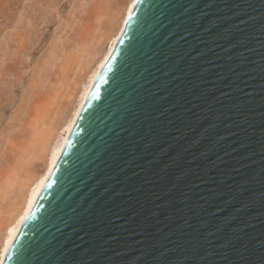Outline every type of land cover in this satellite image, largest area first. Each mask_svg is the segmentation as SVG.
<instances>
[{
	"label": "water",
	"instance_id": "95a60500",
	"mask_svg": "<svg viewBox=\"0 0 264 264\" xmlns=\"http://www.w3.org/2000/svg\"><path fill=\"white\" fill-rule=\"evenodd\" d=\"M0 264H264V0H136Z\"/></svg>",
	"mask_w": 264,
	"mask_h": 264
},
{
	"label": "rangeland",
	"instance_id": "374dc122",
	"mask_svg": "<svg viewBox=\"0 0 264 264\" xmlns=\"http://www.w3.org/2000/svg\"><path fill=\"white\" fill-rule=\"evenodd\" d=\"M126 1L0 0V231L22 196L9 180L34 168L25 157L33 126L68 107L89 43L113 26Z\"/></svg>",
	"mask_w": 264,
	"mask_h": 264
},
{
	"label": "bare ground",
	"instance_id": "6f19581e",
	"mask_svg": "<svg viewBox=\"0 0 264 264\" xmlns=\"http://www.w3.org/2000/svg\"><path fill=\"white\" fill-rule=\"evenodd\" d=\"M135 1L136 0H127L125 5H123L124 7L118 12L119 17L112 24L113 26L104 32L100 37H95V40L93 38L92 42L89 43L90 45L87 52L83 50L86 52V55L83 57V59H85L83 64L85 62L86 64L84 66L81 65V67L79 64L80 68L78 67V69L79 71L81 70L80 72L82 75L80 80L77 82L75 91L72 92V94L69 93L72 100L70 99V102H68V107H65L66 109L62 110L61 113V110H57V112L52 116L51 121L43 122L40 129L39 120L36 121L35 126H33L34 131L31 144L32 147L28 150V154L25 157L31 158H29V160L32 164H34V168H29L26 172H24L25 174L21 176L20 179L14 176L12 177V180H9L10 177L6 179V181H11V190L12 186H14L16 182H19L17 189L22 192V196L19 204L15 208L10 209V212L7 214L8 216H6L3 223L2 230L0 231V261L2 260L23 218L34 202L45 179L47 178L81 108V105L100 67L110 54ZM6 184L8 185L9 182H6ZM6 190H8V188H6Z\"/></svg>",
	"mask_w": 264,
	"mask_h": 264
}]
</instances>
